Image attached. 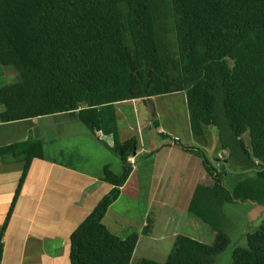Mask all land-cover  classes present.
Here are the masks:
<instances>
[{"label":"trees","instance_id":"obj_1","mask_svg":"<svg viewBox=\"0 0 264 264\" xmlns=\"http://www.w3.org/2000/svg\"><path fill=\"white\" fill-rule=\"evenodd\" d=\"M5 69L15 75L0 85V122L67 112L91 133L110 136L122 162L120 174L103 168L101 179L112 188L71 233L70 264H130L137 244L135 232L121 237L102 222L139 145L134 136L120 140L116 102L184 92L192 134L203 138L215 126L227 160L252 171L225 187L224 170L198 147L184 146L209 175L188 211L211 227L215 241L178 234L164 262L138 264H216L231 243L223 205H264V0H0V76ZM0 155L24 162L0 232L1 261L10 215L44 149L28 138L1 146ZM245 240L232 264H264V219Z\"/></svg>","mask_w":264,"mask_h":264},{"label":"crops","instance_id":"obj_2","mask_svg":"<svg viewBox=\"0 0 264 264\" xmlns=\"http://www.w3.org/2000/svg\"><path fill=\"white\" fill-rule=\"evenodd\" d=\"M151 99L152 97L146 100ZM143 100L135 98L115 103L120 140L124 141L134 136L138 139L139 145L136 154L131 156L133 160L129 161L132 164V170L125 183L120 187L119 197L111 204L112 206L124 198L125 194L129 200L134 202V205L139 206L141 218L145 217L147 213L149 214L146 208L148 202L142 198L141 190H144L143 188L149 192L147 197L151 202L159 188L170 189L174 185L177 189L184 183L185 188L189 185L190 189L192 185L198 184L200 181L209 182L207 177L204 178L206 173L205 168L202 169L203 164L199 162L202 164L201 168L194 166L195 169L190 170L193 166L188 168V164L191 162L189 157L176 151L177 148L173 147L174 144H171L173 146L167 149L165 155H162L161 152L153 153L159 142L156 134L163 133V131L158 124L154 130L155 137L148 139L144 137L143 130L156 120L150 116V111L144 104L141 106L138 104ZM119 104L125 106L118 108ZM129 106L137 113L143 110L149 120L142 122L138 114L134 112L132 116ZM46 119H51L52 124L49 125L50 120ZM51 130L53 134L46 138L52 143V147L48 151L42 141V136L45 137L47 131ZM28 138L42 142L44 156L43 158H34L30 163L2 238L3 255L0 264H70L71 233L112 188V184L101 179L103 168L108 166L114 173L120 174L122 162L111 149L113 141L110 136L101 132L91 133L78 118L67 112L0 122V147ZM68 138H73V140L67 143ZM190 139L193 145H198L193 137ZM171 143H173L172 140ZM160 145L163 143L160 142ZM218 154L219 156L227 154L226 150L221 148L220 143ZM173 155L176 157L174 161L171 159ZM138 156L148 161L141 173L138 172V164L141 162H137ZM59 158H69L70 161L73 159L74 163L70 164V161L65 163L63 159ZM223 159L224 162L228 161L227 158ZM23 168V161L0 155V232L13 201ZM132 180L135 183V191L126 192ZM181 188L182 186L178 191ZM186 189L188 190V188ZM188 191L190 192V190ZM111 206L102 222L114 230L129 231L130 225L124 227L111 219L108 213ZM185 210L187 214H191L188 211V204ZM142 226H144V222ZM136 234L138 235L136 247L140 237L144 236L152 241H163L168 236L152 232L149 235L146 233L143 235L142 230ZM171 235L175 238L178 234L173 232ZM167 244H173V242H167ZM168 253L163 252L162 259H165ZM139 254L141 258H138L137 264L145 258L143 253ZM150 257L152 260L156 259L153 256Z\"/></svg>","mask_w":264,"mask_h":264},{"label":"rangeland","instance_id":"obj_3","mask_svg":"<svg viewBox=\"0 0 264 264\" xmlns=\"http://www.w3.org/2000/svg\"><path fill=\"white\" fill-rule=\"evenodd\" d=\"M15 72L13 70L5 69L4 74L0 76V85L10 83L14 77ZM140 106L145 105L150 111V116L158 122L161 126L163 134L159 133L157 135L158 147L154 149L153 153L161 152L162 155H165L169 147H176V151H180L183 155H186L190 159V164L188 168L193 166L190 170L195 169L194 166L201 168L202 163L201 158L197 154L185 151L187 146H195L201 149L206 158L209 160L210 165L216 168L217 171L224 170L223 175V184L225 187H233L239 180H242L247 175H250L252 171H244L240 169L235 164L230 161L224 162L223 158H227V154L219 156L218 154V131L215 126H208L206 129L205 136L203 138L196 137L192 134L189 127V119L186 107V98L184 92H174L168 94H161L158 96L152 97L151 100H143V102L138 103ZM125 105L119 104L118 108L124 107ZM154 106V109H153ZM130 110L135 114H138L140 120L145 122L148 121L149 117L145 115L143 110L135 112L133 108L129 106ZM2 110V105L0 104V111ZM146 111V110H145ZM154 112V113H153ZM153 114V115H152ZM73 116L72 114H70ZM64 117H67L64 115ZM75 117V116H73ZM134 118V117H133ZM49 125L52 124L51 119ZM55 120V119H53ZM134 120V119H133ZM43 121V120H42ZM79 125V124H78ZM155 126L153 124H148V127L143 130L144 137L146 139L150 137H155ZM53 134V131H47L45 137L42 136V141L47 146L48 151L52 147V143L48 141L50 135ZM193 135V136H192ZM137 136V134H136ZM177 136V139H175ZM190 137L195 139L198 145H193ZM247 143L249 142L248 134L244 135ZM73 138H68V141H72ZM171 140L173 143H171ZM147 142V141H146ZM163 143V145L159 144ZM200 144V145H199ZM185 146V147H184ZM159 150V151H158ZM184 151V152H183ZM227 152V151H226ZM175 155L171 158L172 161L175 160ZM63 159V158H59ZM197 162H195L194 160ZM69 158H64L63 162L69 163ZM141 161L138 164V172H143V168L147 166V160L138 156L137 162ZM74 161L71 159L70 164H73ZM201 165V166H200ZM203 167V166H202ZM204 170V167L202 168ZM188 170V171H190ZM206 176L204 178L209 180V175L205 170ZM134 179V178H133ZM204 182V181H203ZM200 181V183H203ZM141 183V182H140ZM198 183V184H200ZM205 183V182H204ZM198 184L192 185L189 189V185L185 188V185L181 184L182 188L175 189L173 185L170 189L166 187L159 188L157 194L153 197L151 202L149 197V192L145 190L142 191V198L147 200L146 208L149 211L145 217L141 218L140 210L138 205H134L132 200H129L124 194L121 200L117 201L111 206L108 213L111 216V219H114L117 224L122 226L130 225L131 229L129 231H118L120 229H113L109 227L114 233L118 234L121 237H126L131 232H139L142 230L143 235L155 233L157 235H168L167 238H164L163 241L157 240H148L146 237H140L136 250L133 253L130 264H137L138 258H141L139 253H143V259L149 260L153 256L155 262H164L166 259H162V253L169 252L172 248V244H167V242H173L174 236L171 234H182L189 236L193 239H196L205 244H213L215 241V232L211 227L202 222L198 217L187 214L185 210L187 204L192 197L194 189ZM135 183L132 180L131 184L128 186L126 192H134ZM189 192V193H188ZM133 194V193H131ZM147 198H146V197ZM141 206V205H140ZM222 212L224 215V226L222 224V230L230 237L231 243L229 246L220 254L215 257L216 264H232V251L237 246H244L246 244L245 234L256 230L264 219V205L258 204L250 200H238L236 202L225 203L222 207ZM144 222V226L142 223ZM147 226V227H146ZM158 254V255H155ZM152 260V259H150Z\"/></svg>","mask_w":264,"mask_h":264},{"label":"built area","instance_id":"obj_4","mask_svg":"<svg viewBox=\"0 0 264 264\" xmlns=\"http://www.w3.org/2000/svg\"><path fill=\"white\" fill-rule=\"evenodd\" d=\"M132 160H133V157H129V158H128V161H132Z\"/></svg>","mask_w":264,"mask_h":264}]
</instances>
